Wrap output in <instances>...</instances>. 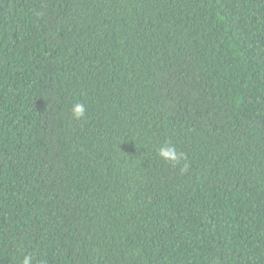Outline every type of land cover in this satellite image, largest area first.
Returning a JSON list of instances; mask_svg holds the SVG:
<instances>
[{
    "label": "trees",
    "instance_id": "obj_1",
    "mask_svg": "<svg viewBox=\"0 0 264 264\" xmlns=\"http://www.w3.org/2000/svg\"><path fill=\"white\" fill-rule=\"evenodd\" d=\"M26 255L264 264V0H0V264Z\"/></svg>",
    "mask_w": 264,
    "mask_h": 264
},
{
    "label": "clouds",
    "instance_id": "obj_2",
    "mask_svg": "<svg viewBox=\"0 0 264 264\" xmlns=\"http://www.w3.org/2000/svg\"><path fill=\"white\" fill-rule=\"evenodd\" d=\"M86 112V107L82 103H75L72 106V115L75 119L80 120L84 117ZM159 155L166 161H170L176 164H179L181 160L184 159V154L182 152H178L174 145L168 144L159 149ZM187 163L181 167V172L187 171ZM22 264H33V259L30 255L24 256Z\"/></svg>",
    "mask_w": 264,
    "mask_h": 264
}]
</instances>
